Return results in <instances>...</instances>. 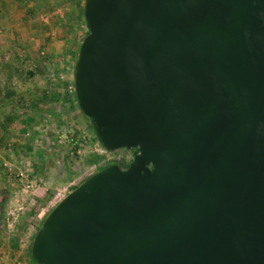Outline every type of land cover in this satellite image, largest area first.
Returning a JSON list of instances; mask_svg holds the SVG:
<instances>
[{
    "label": "water",
    "instance_id": "95a60500",
    "mask_svg": "<svg viewBox=\"0 0 264 264\" xmlns=\"http://www.w3.org/2000/svg\"><path fill=\"white\" fill-rule=\"evenodd\" d=\"M74 69L107 165L44 217L38 264H264V0H84Z\"/></svg>",
    "mask_w": 264,
    "mask_h": 264
},
{
    "label": "rangeland",
    "instance_id": "374dc122",
    "mask_svg": "<svg viewBox=\"0 0 264 264\" xmlns=\"http://www.w3.org/2000/svg\"><path fill=\"white\" fill-rule=\"evenodd\" d=\"M27 2L0 0V57L7 56L0 61V82L9 77L17 81L33 77L40 82L45 80L47 84L48 81L57 82L55 87L61 89L60 110L63 111L62 122H59L68 129L64 133L56 132L59 120L56 117L49 116L43 121L48 125V132L41 137L46 138L45 141L40 142L39 138V143L50 154L54 166L52 170L32 173L45 186L39 197L35 193L31 195L35 202L28 201V194L23 193L19 186L15 187L24 202L23 208L17 211L15 224L25 218L29 220L27 223L31 227L26 235L30 244L52 207L48 205L40 219L30 213L41 210L56 187L74 182V189L88 176L110 164H119L124 169L136 151L125 147L104 148L90 125L87 130L85 122L71 113L70 108L75 102L79 108L74 89V69L81 40L87 31L83 16L84 0H43L36 22L24 18L22 8Z\"/></svg>",
    "mask_w": 264,
    "mask_h": 264
},
{
    "label": "crops",
    "instance_id": "0c3cea01",
    "mask_svg": "<svg viewBox=\"0 0 264 264\" xmlns=\"http://www.w3.org/2000/svg\"><path fill=\"white\" fill-rule=\"evenodd\" d=\"M56 84L57 82L50 81L47 84L45 80L40 82L33 77L22 81L9 77L6 81L0 82V264H37L29 252L26 235L28 228L31 227L27 223L29 220L25 218L16 225L17 216L13 219L8 216L11 208H16L18 204L23 205L24 202L20 200L21 196L15 188L16 185L18 186L15 178L7 174L2 164L6 160L22 164L34 174L53 169L54 164L50 160V154L44 147L42 148L39 138L40 142L46 139L41 138L48 132V125L43 121L49 116L59 119L56 132L64 133L68 130L60 124L62 122L60 118H63V111L60 110L62 94L61 89L55 87ZM70 109L79 120L85 122L87 130L90 125L94 131L91 120L78 108L76 102ZM87 119L90 122H87ZM38 179L35 193L37 197L45 189L44 184L40 183L41 179L39 177ZM27 196L28 201L35 202L34 197ZM47 202L37 213L31 211V216L35 214L40 219L43 210L49 205ZM27 215L29 216V214L25 216Z\"/></svg>",
    "mask_w": 264,
    "mask_h": 264
},
{
    "label": "built area",
    "instance_id": "2783aa9c",
    "mask_svg": "<svg viewBox=\"0 0 264 264\" xmlns=\"http://www.w3.org/2000/svg\"><path fill=\"white\" fill-rule=\"evenodd\" d=\"M7 58V56L0 57L1 59ZM7 174L12 175L20 189L28 194L32 195L37 192L38 182L36 178L30 173L22 164L13 163L11 161H4L2 164ZM74 182H69L62 186L56 187L52 197L49 199L48 204L50 207L55 206L60 200H62L73 188ZM23 208L22 204H18L16 208L9 210V215L12 219L17 216V211Z\"/></svg>",
    "mask_w": 264,
    "mask_h": 264
},
{
    "label": "trees",
    "instance_id": "16d2710c",
    "mask_svg": "<svg viewBox=\"0 0 264 264\" xmlns=\"http://www.w3.org/2000/svg\"><path fill=\"white\" fill-rule=\"evenodd\" d=\"M42 5H43V0H28L27 4L25 6H23V8H22L24 18L25 19L27 18V19H29L31 21H35V22L38 21V20H36L37 12H38V10L40 11ZM85 34H87V31ZM29 252H30V244H29Z\"/></svg>",
    "mask_w": 264,
    "mask_h": 264
},
{
    "label": "flooded vegetation",
    "instance_id": "af4514ba",
    "mask_svg": "<svg viewBox=\"0 0 264 264\" xmlns=\"http://www.w3.org/2000/svg\"><path fill=\"white\" fill-rule=\"evenodd\" d=\"M128 150L136 151V152H137V148H136V147H132V148H130V149H128ZM117 165L121 168V166H120L119 164H117Z\"/></svg>",
    "mask_w": 264,
    "mask_h": 264
}]
</instances>
